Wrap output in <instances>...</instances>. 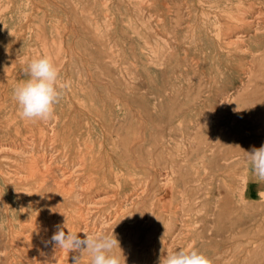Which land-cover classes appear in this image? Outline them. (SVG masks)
<instances>
[{"label": "rangeland", "instance_id": "obj_1", "mask_svg": "<svg viewBox=\"0 0 264 264\" xmlns=\"http://www.w3.org/2000/svg\"><path fill=\"white\" fill-rule=\"evenodd\" d=\"M263 12L264 0H0L3 114L14 85L28 79L27 63L46 55L58 83L84 89V106L100 108L111 134L91 128L93 140L106 138L99 145L117 166L126 163L133 197L118 188L111 190L118 198L101 192L108 198L96 204V233L115 223L107 234L119 235L121 264H161L189 247L211 264H264V193L254 201L245 193L246 152L264 144ZM15 157L0 147V164ZM138 194L142 200L133 199ZM19 253L0 246V264L31 260ZM84 257L80 264H91Z\"/></svg>", "mask_w": 264, "mask_h": 264}, {"label": "bare ground", "instance_id": "obj_2", "mask_svg": "<svg viewBox=\"0 0 264 264\" xmlns=\"http://www.w3.org/2000/svg\"><path fill=\"white\" fill-rule=\"evenodd\" d=\"M199 1H202V0H199ZM254 11H257V10H254ZM243 13L241 12V14ZM245 14H248V13L245 12ZM205 19L203 21H205ZM29 20H30V17L28 21ZM192 28H194V26ZM234 41L236 40L234 39ZM20 70H22V68ZM2 76H3V71L1 70L0 71V97L3 95ZM255 77H258V76H255ZM202 79H204V77ZM16 86L17 84L14 85V87ZM6 92H9V90H7ZM85 93L87 94L88 92L85 91L84 89L82 90L72 89L69 91L67 89L64 90L63 98L60 101L61 106L57 109L58 116L54 117L55 121H52V120H50V122L48 121L49 122L48 125H46V123L43 124L44 121H40V120L29 121V120H25L21 118L19 114L20 110L14 98L10 99L12 106H11L9 113L3 114V110H1V106H0V147L3 146V147H9V148L15 149V154H16V157H15L16 159L14 158L16 160L15 162L8 163L9 161L7 160L8 161L7 163L0 164V246L4 248L17 249L18 252L20 251V253L18 254V259H21V260L31 259L30 261L28 260L27 264H62L63 261L70 262L72 260V256L74 255V253H68L61 249H56L53 243H49L46 246L44 241L50 240L53 233L57 230L56 229L57 225L64 226L65 232H67V229H68L70 231L78 233V235L81 238H84L85 236L84 233L95 234L97 232L96 228L99 226L98 221L100 219L99 218L100 209L98 208L96 204L100 203L101 200L107 197L106 195H104L103 198H100L101 192H104L108 194V197H111V196L116 195V194L114 195L111 190L119 188L120 190L118 189L119 191H117L116 193L118 195L119 194L128 195V199H130L131 193L126 192L127 191L126 189L129 188L128 186L131 185L129 184V176L127 172L126 163L124 162L125 163L124 164L121 158L120 159L121 163L118 164L117 166V163L115 162V159H114V154L109 153V152H112V150H108L107 148H105V145H99V143L105 144L106 138L111 133L109 129L104 127L103 123L100 120V119H104L103 114L101 113L102 116H98V114L96 115V113L100 111V108L96 106L95 108L94 107L88 108L89 106H84V104H86L88 101V99L87 101H84V98L87 97ZM216 94H218V92ZM177 97L179 98V96ZM103 100H105L104 102H107V99H105L104 96L101 97V101ZM103 104L104 106H107L106 103H103ZM223 108H224V105H223ZM156 109L161 110V107H157L155 108V110ZM223 113H225L224 110H223ZM251 115L249 117H251ZM257 118H258V115H257ZM85 120L87 121L85 122ZM121 123L120 125L124 124V122L122 124ZM91 128L92 130H95V128L98 129L97 134L99 136L103 135V137H106V138L102 139V141H100L99 139L98 141L93 140L92 133L90 132ZM85 136L91 137V139L85 138ZM195 137H198V136H195ZM246 171H247V167H246ZM115 174L116 176L117 174L119 175L118 179L117 178L115 179ZM245 181H246V177H245ZM246 190L249 196H251L250 198L254 197V194H252V191H254L255 188L254 187L249 188V186H247V182H246L245 193H246ZM132 195H131V198L133 197ZM142 197H141V194H138L136 197L134 196L133 199L139 200ZM115 198H118V197L115 196ZM140 201L138 202L140 203ZM115 212H116L115 209H113V211L111 209L110 214L108 215L107 221L113 220L112 216L115 215ZM139 220L141 221V219ZM259 222L260 221L258 220V224ZM114 224L115 223H113V225L109 226V228L107 229H105L104 228L105 226L102 225V227L104 226L103 228L106 231L104 232V234H107V232L111 231L112 227L115 226ZM129 228H132V227H129ZM118 233H120V231ZM121 238H124V237H121ZM20 249L27 250L28 252H30L31 255L28 254L27 256L24 257L23 253H25L24 252L25 250H23L22 252ZM115 251H117V249H115ZM122 253L124 254V252ZM116 254L118 253L116 252ZM82 257L84 256L81 255V259L83 260ZM85 257H84L85 261L87 259H91L90 254H87ZM8 260H11V259H7V261ZM64 262L63 264H65Z\"/></svg>", "mask_w": 264, "mask_h": 264}, {"label": "clouds", "instance_id": "obj_3", "mask_svg": "<svg viewBox=\"0 0 264 264\" xmlns=\"http://www.w3.org/2000/svg\"><path fill=\"white\" fill-rule=\"evenodd\" d=\"M24 74L28 79L13 89L21 118L29 121L52 120L64 90L69 87L67 83H58L60 72L57 65L46 55L32 58ZM246 153L254 176L264 182V144L259 148L253 146ZM56 229L50 240L44 243L46 246L53 243L56 249L74 253L72 264H80L81 254L85 252L90 254L91 264H121V256L116 254L115 249L122 251L113 232L111 235L84 233V238H81L76 232L68 229L65 232L64 226L57 225ZM161 264H211V261L204 253L189 247L168 253Z\"/></svg>", "mask_w": 264, "mask_h": 264}, {"label": "crops", "instance_id": "obj_4", "mask_svg": "<svg viewBox=\"0 0 264 264\" xmlns=\"http://www.w3.org/2000/svg\"><path fill=\"white\" fill-rule=\"evenodd\" d=\"M255 188V193L256 196L255 198H248V200L250 201H254L257 200V198L259 199L262 195V193H264V182L259 181L257 179V177L254 176L252 170H251V165L249 164L248 169H247V186H250ZM252 199V200H251Z\"/></svg>", "mask_w": 264, "mask_h": 264}]
</instances>
